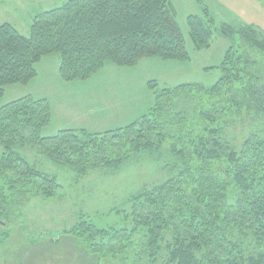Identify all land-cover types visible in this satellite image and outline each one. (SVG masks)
I'll return each mask as SVG.
<instances>
[{"label":"trees","instance_id":"16d2710c","mask_svg":"<svg viewBox=\"0 0 264 264\" xmlns=\"http://www.w3.org/2000/svg\"><path fill=\"white\" fill-rule=\"evenodd\" d=\"M186 25L196 50L208 48L215 31L264 52V39L253 27L213 26L206 10L188 16ZM54 54L66 83L89 79L105 63L188 60L170 0H68L35 15L28 36L0 25V99L6 87L35 80L36 65ZM247 65V55L230 47L210 88L182 84L156 91L151 82L154 103L146 113L103 132L60 129L43 137L51 121L47 99L27 95L0 107V218L30 193L51 199L61 189L27 159L26 147L79 178L97 168L113 173L164 150L166 180L130 196L122 226L99 228L81 214L63 233L90 254L118 256L124 264H264V85L246 74ZM199 93L217 101L199 107ZM188 103L199 107L191 125ZM235 118L254 129L239 145L227 134ZM256 246L263 252L248 254Z\"/></svg>","mask_w":264,"mask_h":264},{"label":"rangeland","instance_id":"374dc122","mask_svg":"<svg viewBox=\"0 0 264 264\" xmlns=\"http://www.w3.org/2000/svg\"><path fill=\"white\" fill-rule=\"evenodd\" d=\"M67 1L0 0V25L11 24L21 35L28 36L35 15L62 6ZM170 2L188 60L164 61L157 57H143L132 67L105 63L89 79L66 83L58 73V55H50L36 65L35 80L27 85H12L4 89L0 107L27 95L47 99L51 121L42 130L43 137L52 136L60 129L83 128L90 132H103L124 127L153 105L151 82L156 83V91L182 84L204 88L214 85L220 77L219 65L230 47L247 55L249 65L245 67L246 74L257 77L264 85L263 51L250 48L239 36L225 39L215 31H212L209 47L196 50L186 25L188 16L201 17L202 10H206L213 26L220 23L251 26L264 39V0ZM196 95L202 101L198 106L202 105L204 109L217 101L206 93ZM198 106L188 103L187 125L194 123ZM235 120L227 134L239 145L254 129L249 127V122ZM23 153L38 169L55 177L61 189L51 199L30 193L11 215L0 218V264H124L118 256L90 254L84 244L63 232L81 214L99 228L122 226L123 217L130 209V196L144 186L166 180L167 151L162 150L151 159L142 155L144 157L127 162L113 173L97 168L80 178L73 169L51 162L35 149L26 147ZM247 252L255 256L263 252V248L256 246L248 248ZM125 256L129 257V254Z\"/></svg>","mask_w":264,"mask_h":264}]
</instances>
